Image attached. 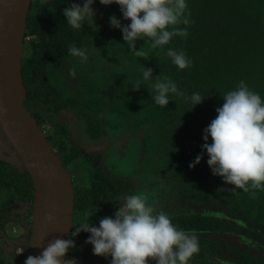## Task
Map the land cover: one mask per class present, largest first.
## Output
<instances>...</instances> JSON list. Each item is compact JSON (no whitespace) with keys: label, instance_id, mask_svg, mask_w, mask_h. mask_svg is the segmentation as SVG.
<instances>
[{"label":"trees","instance_id":"obj_1","mask_svg":"<svg viewBox=\"0 0 264 264\" xmlns=\"http://www.w3.org/2000/svg\"><path fill=\"white\" fill-rule=\"evenodd\" d=\"M72 3L82 6L84 0H32L22 62L25 106L39 125L52 127L48 138L63 165L67 168L79 152L68 147L58 115L77 109L85 118L89 137L99 141L111 128L102 114H115L123 120L116 129L126 125L142 140L139 174L175 183V204L180 209L206 207L222 214L216 218L180 212L170 217L179 229L198 235L199 252L190 264H219L210 256H223L238 264H264L261 252L208 239V235L220 236L232 230L250 238L264 237V191L256 190L255 198L240 189L233 191V186L212 174L206 154L199 165L189 168L202 153L204 129L216 117L228 91L243 80L264 100V0H186L193 21L187 29L189 35L175 36L157 49L138 41L137 50L145 47L143 57L133 55L122 32L110 27L112 16L123 25L130 23L123 19L118 5L104 6L95 0L96 29L85 26L73 30L63 15ZM70 45L87 49V61L72 57ZM168 48L183 51L192 65L178 71L166 58ZM143 65L153 70V81L157 75H167L186 94L198 91L206 98L190 112L179 97H170L166 108L154 105L146 86L133 90L135 75ZM90 180L89 188H78L75 193L73 231L86 219L99 226L100 218L113 216L117 200L131 189L130 183L113 179L101 167L91 172ZM34 191L25 167L18 169L0 161V228L13 218L29 220L31 213L23 211L26 205L33 209ZM163 208L170 210L169 205ZM28 228L29 241L31 221ZM260 250L264 252V248ZM85 255L89 261L96 257L92 246ZM4 257H0V264H15Z\"/></svg>","mask_w":264,"mask_h":264},{"label":"clouds","instance_id":"obj_2","mask_svg":"<svg viewBox=\"0 0 264 264\" xmlns=\"http://www.w3.org/2000/svg\"><path fill=\"white\" fill-rule=\"evenodd\" d=\"M94 2L84 0L82 6L72 3L66 7L63 12L66 24L73 30L85 26L95 30ZM99 2L104 6L118 5L123 19L130 21L123 25L112 16L109 23L110 27L122 32L123 41L136 57L145 55L146 46L163 48L175 36L187 37V29L193 23L186 0ZM138 41H144L145 47L137 50ZM68 52L80 62L88 59L87 49L70 45ZM166 58L178 71L192 65V60L183 51L172 48L167 49ZM142 85L150 89L153 104L161 108L169 105L170 97H179L190 112L206 98L198 91L186 94L167 75H157L153 81V70L144 65L135 75L133 90L140 91ZM222 100V105L216 109V117L204 129L202 153L195 157L189 168L199 165L206 154L214 176L233 186V191L240 189L255 198L256 190L264 191V100L243 80ZM117 201L121 206L113 216L100 218L99 226L86 219L72 232V239H55L39 256H28L24 264H77L76 259L65 257L76 248L75 238L81 232L90 234L85 242L92 246L93 255L111 257V264H149L150 260L155 264H190L199 252L198 235L179 229L166 212L157 211L149 203L147 196L128 194Z\"/></svg>","mask_w":264,"mask_h":264},{"label":"water","instance_id":"obj_3","mask_svg":"<svg viewBox=\"0 0 264 264\" xmlns=\"http://www.w3.org/2000/svg\"><path fill=\"white\" fill-rule=\"evenodd\" d=\"M31 3L0 0V129L12 146L8 149L0 140V160L20 169L24 166L35 190L25 259L39 256L57 238L71 239L75 211L71 175L25 106L22 62Z\"/></svg>","mask_w":264,"mask_h":264},{"label":"rangeland","instance_id":"obj_4","mask_svg":"<svg viewBox=\"0 0 264 264\" xmlns=\"http://www.w3.org/2000/svg\"><path fill=\"white\" fill-rule=\"evenodd\" d=\"M40 1L45 2L46 0ZM102 117H105V120H108L111 124V128L108 129L110 136L105 142L93 141L89 138L86 132V124L83 116L77 114L74 110H69L67 113L65 112L64 114L59 116L60 122L62 123H65L66 119L70 120L69 129L71 133V140L74 143V146L80 149L79 158L75 160L68 168V171L73 178L75 185H78L83 189L89 188L91 172L94 171L97 167H101L111 177H115L117 179H129L133 182L134 188L141 187L139 191L145 192L140 195L147 196L149 203L152 204L157 211L166 212L163 206L169 205L170 210L166 212L169 217L177 215L180 212H193L216 218H222L220 217L222 216V214L218 212H211L206 207L190 206V208L185 207L184 209H180L175 204V183L161 182L159 184H152L148 183L149 180L144 181L142 177L139 179L138 177H131L132 164L130 163H132V161L134 160L136 152H139V150L141 149L142 140L140 139L138 141V136L132 135L128 129V126L126 125L121 126L119 129H116L117 124L123 122V120L119 116H116L115 114L112 115L109 112L102 114ZM103 143L105 144L106 149L104 148ZM112 144H115L114 148ZM118 166L121 168H119ZM126 173L130 174L127 175ZM151 185L153 186V188L151 187ZM119 206H121V204H119ZM32 211L33 209H31V206L27 207V210H25V212L28 214L32 213ZM1 229L2 236L0 237V242L5 243V241L7 240L13 242L14 246L12 247V249H10V252L17 257L18 262H23V260L25 259L26 250L28 248V221H5ZM89 235V233L81 232L78 236L79 243H77L76 248L71 252L75 257L78 258L76 259L77 264H84L86 260L82 258V254H80L79 251L85 250L89 245L85 242ZM219 235L220 236L208 235V239H216L220 242L225 241L226 243H228V246H235L239 247L240 249L251 248L254 252H261L262 257L264 258V252L260 250V247L264 248V237L260 239L250 238L248 236H245V234L236 232L235 230L227 231ZM78 245L80 247H78ZM72 256L73 255L71 254L68 259H74ZM210 258L212 260H215L219 264H238L236 262H230L229 259L223 256H210ZM153 263L155 262L151 260L149 261V264ZM94 264H111V257H98L95 259Z\"/></svg>","mask_w":264,"mask_h":264},{"label":"flooded vegetation","instance_id":"obj_5","mask_svg":"<svg viewBox=\"0 0 264 264\" xmlns=\"http://www.w3.org/2000/svg\"><path fill=\"white\" fill-rule=\"evenodd\" d=\"M69 110H74L77 114H79V115H81V116H83L77 109H73V108H69V109H67V110H65V112L67 113ZM65 112H63L62 114H64ZM60 115H58V117H59ZM84 118V117H83ZM84 120H85V118H84ZM66 122L65 123H62V125H63V128H64V130H65V133H66V137H65V140H66V143H67V145H68V147L70 148V149H77V151L79 152V156H80V149L78 148V147H76V146H74V143L72 142V140H71V133H70V129H69V127H70V120H68V119H66L65 120ZM85 124H86V122H85ZM39 125V124H38ZM39 127L42 129V131L44 132V134H45V137L49 140V138H48V136H50V130H51V126L50 125H48L47 127H45V125H43V124H40L39 125ZM50 129V130H49ZM88 135V134H87ZM89 136V135H88ZM110 136V133H109V135L106 137V138H103V139H101V140H99V141H102V142H105V141H107V138ZM134 136H137V135H134ZM90 138V137H89ZM138 141L140 140V137L138 136ZM91 139V138H90ZM0 140H2L3 142H4V144H6L7 145V148L8 149H12V146H11V144L9 143V141H8V139H7V137L5 136V134L1 131V129H0ZM92 140V139H91ZM93 141H97V140H93ZM50 142V141H49ZM0 143H1V141H0ZM119 143V142H118ZM51 144V143H50ZM104 144V143H103ZM2 145V144H1ZM113 145V144H112ZM114 146H115V144L113 145V148H114ZM1 147V146H0ZM53 147V146H52ZM2 148V147H1ZM104 148H105V144H104ZM54 149V148H53ZM106 149V148H105ZM56 152V151H55ZM106 152H108V151H106ZM3 153L4 154H6V155H11V151H9V152H7V151H3ZM57 153V152H56ZM140 153V154H139ZM58 154V153H57ZM138 155H139V157H138ZM142 155H143V150H142V144H141V149L139 150V152L137 151L136 152V154H135V156H134V160L132 161V163H130V164H132V173H131V177H138V179L139 178H143L144 179V181H146V180H149V182L148 183H152V184H154V183H163L164 182V180L163 179H161V178H159V177H157L156 175H153V174H150V175H142V174H139V161H140V159H141V157H142ZM59 156V155H58ZM79 156H78V158H79ZM137 157H138V159H137ZM60 158V157H59ZM77 158V159H78ZM76 159V160H77ZM1 161V160H0ZM3 162V161H2ZM74 162V161H73ZM72 162V163H73ZM3 163H6V162H3ZM63 163V162H62ZM71 163V164H72ZM7 165H8V163H6ZM71 164L69 165V166H71ZM10 165V164H9ZM11 166H13V165H11ZM69 166L66 168L67 170H68V168H69ZM117 166V165H116ZM18 167V166H17ZM24 167V166H23ZM23 167L21 168V169H23ZM114 167V166H113ZM119 167V166H118ZM117 167V168H118ZM98 168V167H97ZM96 168V169H97ZM119 168H121V167H119ZM18 169H20L19 167H18ZM95 169V170H96ZM103 169V168H102ZM115 169V168H114ZM94 170V171H95ZM104 170V169H103ZM69 172V171H68ZM93 172V171H92ZM70 174V173H69ZM125 174V173H124ZM127 175L128 174H130V173H126ZM110 176V175H109ZM111 177V176H110ZM72 178V177H71ZM91 178V177H90ZM113 179H117V178H115V177H112ZM118 180H123V181H127L128 183H130V192H129V194H137L138 192V194H142V193H144L145 191H139L140 189H141V187H137V188H134V184H133V182L131 181V180H129V179H121V178H118ZM33 182V181H32ZM72 182H73V187H74V190H75V193H76V191H77V189L78 188H81L80 186H78V185H75V182H74V180H73V178H72ZM91 182V180L89 181V183ZM145 183H147V182H145ZM151 187L153 188V186L151 185ZM147 191V190H146ZM145 194H147V193H145ZM2 196H3V193H2ZM1 200H2V197L0 196V204H1ZM33 204H34V201H33ZM119 204H121V202L120 201H118L117 202V207L119 206ZM30 205H26V210H27V207H29ZM117 209H115V211H116ZM115 211H114V213H115ZM23 213H25V214H28V213H26L25 211H23ZM32 213H33V211H32ZM32 213H31V216H30V218H29V220L28 221H31V226H32ZM29 215V214H28ZM114 215V214H113ZM10 220H12V221H20V220H18L17 218L15 219V218H13V219H10ZM10 220H7V221H10ZM5 223V222H4ZM3 223V224H4ZM3 226V225H2ZM2 226H1V228H2ZM73 227H74V220H73ZM0 228V237L2 236L1 235V229ZM28 231H29V233H30V230H29V228H28ZM72 232H73V230H72ZM31 235H32V232H31ZM31 238V237H30ZM73 237H71V239H72ZM4 240V239H3ZM5 241V240H4ZM30 241V240H29ZM29 241H27L28 243H27V245L29 244ZM77 241H78V243H79V239L77 238ZM14 246V243L13 242H10V241H5V243L4 242H0V257L2 256V255H4L5 257V261L7 260L8 262H11V263H15V264H19V262H18V259H17V257L13 254V253H11L10 252V249H12V247ZM91 245H88L87 247H86V249L85 250H83V251H79L80 252V254H82V258H84V259H86L85 260V262H84V264H94V261H95V259L96 258H98L97 256L93 259V260H91V261H89L88 259H87V257H86V255H85V252L89 249V247H90ZM78 247H80L79 245H78ZM27 251V250H26ZM72 251H70L69 252V254H68V256H67V258L66 259H68L70 256H71V254L73 255L72 257L74 258V259H78L77 257H75L74 256V254L73 253H71ZM13 258H14V261H13Z\"/></svg>","mask_w":264,"mask_h":264},{"label":"built area","instance_id":"obj_6","mask_svg":"<svg viewBox=\"0 0 264 264\" xmlns=\"http://www.w3.org/2000/svg\"><path fill=\"white\" fill-rule=\"evenodd\" d=\"M26 40H29V38H28V37H26Z\"/></svg>","mask_w":264,"mask_h":264}]
</instances>
